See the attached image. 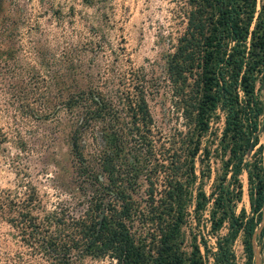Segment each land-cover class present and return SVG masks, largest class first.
Instances as JSON below:
<instances>
[{
    "label": "trees",
    "instance_id": "trees-1",
    "mask_svg": "<svg viewBox=\"0 0 264 264\" xmlns=\"http://www.w3.org/2000/svg\"><path fill=\"white\" fill-rule=\"evenodd\" d=\"M3 2L0 42L17 28L2 19ZM177 3L184 23L166 53L164 68L184 129L166 136L154 129L147 97L155 85L141 67L118 62L103 66L96 76L87 72L66 101L72 114L69 143L75 172L95 182L84 212L70 215L51 208L40 214L30 182L0 187V217L41 254L36 256L44 264H80L83 256L106 257L113 264H205L204 241L203 255L195 234L186 250L182 227L189 205L193 202L197 213L209 197L211 227L226 216L225 185L220 183L208 195L200 186L192 192L200 137L217 108L224 117L220 141L233 164L234 195L240 196L239 164L245 150L257 142L263 110L254 88L264 72V0L258 8L257 0ZM261 128L264 134V115ZM94 133L101 139L87 159L80 141L86 134L94 139ZM250 178L253 214L244 219V209L235 216L228 211L230 228L209 251L216 264H232L230 243L239 229L247 260L252 258L250 237L264 199V171ZM218 210L221 214L215 217Z\"/></svg>",
    "mask_w": 264,
    "mask_h": 264
},
{
    "label": "rangeland",
    "instance_id": "rangeland-1",
    "mask_svg": "<svg viewBox=\"0 0 264 264\" xmlns=\"http://www.w3.org/2000/svg\"><path fill=\"white\" fill-rule=\"evenodd\" d=\"M257 0L256 8L259 6ZM178 0H4L2 19L16 23V34L0 42V187L16 188L18 181L30 182L40 203L38 213L60 209L64 214L81 215L93 188L85 176L75 172L70 147L72 114L66 106L70 92L103 66L115 63L141 67L155 85L147 102L154 129L166 136L184 129L183 118L170 86L165 81V56L183 27ZM19 9L15 11V8ZM128 59V60H126ZM89 72L85 78L84 75ZM255 93L262 105L257 142L242 155L237 174L240 196L235 197L232 162L220 136L223 112L215 109L200 137L195 157L197 186L206 195L225 185L228 192L226 215L211 227L212 197L195 213L189 205L183 247L189 249L191 234L204 253L205 264H216L210 255L217 240L230 228L229 210L237 215L250 208L251 174L264 171V72L255 81ZM80 145L88 157L101 139L83 135ZM96 141V142H94ZM260 146V149H258ZM141 189L138 194H141ZM221 214L216 212L215 217ZM252 258L247 260L243 230L230 243L232 264H264V199L260 217L251 237ZM209 249V250H208ZM38 251L20 240L17 231L0 217V264H44ZM80 264H113L108 258L83 256Z\"/></svg>",
    "mask_w": 264,
    "mask_h": 264
}]
</instances>
